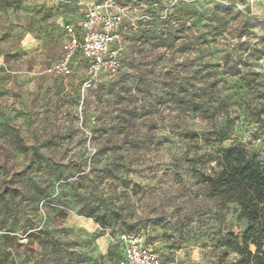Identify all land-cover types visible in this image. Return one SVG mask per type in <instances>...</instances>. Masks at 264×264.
<instances>
[{
	"label": "clouds",
	"instance_id": "9594fccd",
	"mask_svg": "<svg viewBox=\"0 0 264 264\" xmlns=\"http://www.w3.org/2000/svg\"><path fill=\"white\" fill-rule=\"evenodd\" d=\"M264 264V0L0 5V264Z\"/></svg>",
	"mask_w": 264,
	"mask_h": 264
},
{
	"label": "rangeland",
	"instance_id": "374dc122",
	"mask_svg": "<svg viewBox=\"0 0 264 264\" xmlns=\"http://www.w3.org/2000/svg\"><path fill=\"white\" fill-rule=\"evenodd\" d=\"M5 4L2 0H0V5ZM79 257L75 256L74 254H68L67 260L68 264H78Z\"/></svg>",
	"mask_w": 264,
	"mask_h": 264
},
{
	"label": "trees",
	"instance_id": "16d2710c",
	"mask_svg": "<svg viewBox=\"0 0 264 264\" xmlns=\"http://www.w3.org/2000/svg\"><path fill=\"white\" fill-rule=\"evenodd\" d=\"M5 4H7L9 2V0H2Z\"/></svg>",
	"mask_w": 264,
	"mask_h": 264
}]
</instances>
